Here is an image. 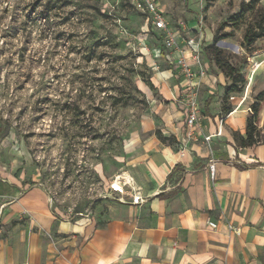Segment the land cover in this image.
Segmentation results:
<instances>
[{"label": "rangeland", "instance_id": "1", "mask_svg": "<svg viewBox=\"0 0 264 264\" xmlns=\"http://www.w3.org/2000/svg\"><path fill=\"white\" fill-rule=\"evenodd\" d=\"M154 1L178 40L203 36L207 73L221 71L206 38L228 23L216 47L244 84L213 108L239 102L233 111L249 116L260 95L256 125L264 143V40L242 48L264 0L237 23L229 19L249 0ZM162 42L128 0H0V175L45 190L64 218L101 219L115 201L110 183L125 171L127 138L144 115L169 105L168 81L178 82ZM255 61L262 65L252 74ZM182 94L171 101L178 109Z\"/></svg>", "mask_w": 264, "mask_h": 264}, {"label": "crops", "instance_id": "2", "mask_svg": "<svg viewBox=\"0 0 264 264\" xmlns=\"http://www.w3.org/2000/svg\"><path fill=\"white\" fill-rule=\"evenodd\" d=\"M177 56L170 53L172 64ZM212 69L194 82L209 143L187 139L184 108L171 102L183 91L178 76L168 81L169 105L144 115L127 138L125 171L145 201L127 195L101 219L75 221L55 212L42 188L0 175V264H264V143L236 146L231 134H244L248 114L233 111L239 102L223 117L213 108L226 79Z\"/></svg>", "mask_w": 264, "mask_h": 264}, {"label": "built area", "instance_id": "3", "mask_svg": "<svg viewBox=\"0 0 264 264\" xmlns=\"http://www.w3.org/2000/svg\"><path fill=\"white\" fill-rule=\"evenodd\" d=\"M129 3L139 12L147 15L148 21L152 24L153 28L160 32L163 36V46L170 52L178 54L174 59V67L177 71L179 78L183 79V94L182 104L185 114L186 135L188 140L197 141L203 140L205 143H209L213 136H204L201 133L200 125V112L198 105V84L194 83L196 79H201L206 75V66L202 63V56L204 54V47L201 38L190 37L185 40V49H181L178 45L176 35L171 31L168 26V21L165 18L164 13L159 8L158 3L154 0H128ZM186 51L190 53V60L185 56ZM261 62L255 61L253 63L252 74H254ZM195 67V68H194ZM222 122V121H220ZM197 132L201 134L197 136ZM220 135V131L217 132ZM209 172L211 176L215 173V164L209 165ZM109 189L115 194V200L120 203L127 202V195L131 197V202H143L144 199L135 192L133 186V179L125 172H119L112 179ZM208 227L210 229H216L217 224L215 222H209ZM228 230L233 235H239L240 230L230 224L227 225Z\"/></svg>", "mask_w": 264, "mask_h": 264}, {"label": "trees", "instance_id": "4", "mask_svg": "<svg viewBox=\"0 0 264 264\" xmlns=\"http://www.w3.org/2000/svg\"><path fill=\"white\" fill-rule=\"evenodd\" d=\"M258 2L259 0H249L247 2L242 1L240 3L239 12L229 19V23H237L244 17L246 13L254 10ZM227 26L228 23L220 24L213 34L212 43L207 46V48L212 51V60L215 65L225 75V77L230 80V84L225 88L224 95L241 92L242 85L239 86V83L244 84V79L242 78L241 74H239L233 66H231L223 59L222 51L216 47V44L220 40L228 37V34L220 35L221 31ZM260 39L264 40V12L258 15L254 26L250 27L245 32L242 41V48H244L246 51H250L254 43ZM260 98L261 96L259 95L256 98V102H254L251 106L252 113L246 119L245 135L236 134V136L233 135L232 137L234 143L237 144L236 146L239 148H249L262 144L260 143V137L257 132L256 125L259 113L258 101L260 100ZM223 107L224 108L222 110V114H224L225 116L232 112V109L227 107V105H224Z\"/></svg>", "mask_w": 264, "mask_h": 264}]
</instances>
